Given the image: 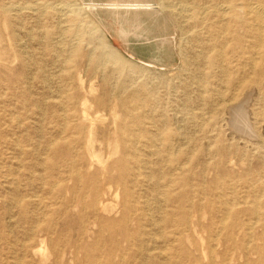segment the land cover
I'll use <instances>...</instances> for the list:
<instances>
[{
	"label": "rangeland",
	"instance_id": "obj_1",
	"mask_svg": "<svg viewBox=\"0 0 264 264\" xmlns=\"http://www.w3.org/2000/svg\"><path fill=\"white\" fill-rule=\"evenodd\" d=\"M121 1L0 0V264H264V24L248 0H146L162 11L139 31ZM64 4L106 31L118 65L97 62V39L71 52ZM241 105L249 137L232 125ZM72 174L97 176L110 230Z\"/></svg>",
	"mask_w": 264,
	"mask_h": 264
},
{
	"label": "bare ground",
	"instance_id": "obj_2",
	"mask_svg": "<svg viewBox=\"0 0 264 264\" xmlns=\"http://www.w3.org/2000/svg\"><path fill=\"white\" fill-rule=\"evenodd\" d=\"M89 1V0H88ZM101 1V0H100ZM116 1V0H115ZM121 1V0H119ZM134 2V0H132ZM112 2V0H111ZM110 2V3H111ZM144 2V3H143ZM146 2L148 1H144V0H136V2H134L132 4V6H127V7H130V11H127L126 12V17H131L132 20V23L135 24V26H139L138 28H135L137 30H139L140 28V25L142 24L141 22V15L143 14H151V13H157V11L161 12L162 8H160L159 10H154V9H151V7H149V4H147ZM69 3V2H68ZM82 3V1H81ZM92 3V2H91ZM109 3V1H108ZM120 4V2H118ZM122 3V1H121ZM125 3V2H124ZM123 3V4H124ZM149 3V2H148ZM80 4V3H78ZM90 4V3H89ZM95 4V3H93ZM106 4V3H105ZM104 4V6H105ZM122 4V6H123ZM127 4H130V3H127ZM98 5V4H97ZM95 5V6H97ZM109 4H107V7H100L98 8V10H101V11H105V13H107L108 15H114L116 16L117 18V15H120L121 14V11L120 10V7H118V5H114V6H110L108 7ZM59 6V5H58ZM86 6V5H85ZM117 6V7H116ZM163 6V5H162ZM15 7V6H14ZM80 7V6H79ZM89 7V6H88ZM87 7V9H88ZM93 7V6H92ZM116 7V8H115ZM174 7V6H173ZM55 8V7H53ZM57 10L56 11H59V12H62V15L63 13L66 15H70L72 17V23L74 26V31L72 33V40L74 41L73 42V46H75L74 48L71 49V52H74L75 51V54H78L79 53V46L80 44H82L84 41H87V42H90L92 41L93 39H97L98 41V47L100 48L101 52H102V57H100L97 62L99 64H107L109 62H112L113 64L115 65H118L120 61L119 57H118V54L115 50H113L109 43L106 41V34L105 32L102 30L101 26L96 23L94 20L93 21H89V19L87 20L85 17L86 16H83V14H81V9L77 7V5H71V4H64V6H59V7H56ZM82 8V6H81ZM84 8V7H83ZM93 8H96V7H93ZM107 8H110L111 10H108ZM115 8V9H114ZM119 8V9H118ZM9 9V8H8ZM14 9V8H13ZM42 9V7H41ZM50 9V8H49ZM85 9V8H84ZM113 9V10H112ZM122 9V8H121ZM170 9V8H169ZM177 9V11L181 14V15H186V14H191V11L192 9L189 8V6H180L179 8H175ZM4 10V9H3ZM10 10V9H9ZM47 10V9H45ZM53 10V9H52ZM124 10V9H123ZM128 10V9H127ZM164 10V9H163ZM209 10V9H207ZM213 10L214 12H216V14L218 16H222V17H225L227 14L231 13L233 10L235 11V7L234 6H220V5H215L213 7ZM7 11V12H6ZM12 11V10H11ZM10 12V11H9ZM83 12V11H82ZM8 13V10L5 9V14ZM92 13V12H91ZM96 13V12H95ZM204 13H206L204 11ZM61 14V13H60ZM162 14V13H161ZM201 14V12H198L197 13V17ZM249 18H251V20L255 23V25L258 27L259 31H261V28H262V24H264V5H261V4H258V3H254L252 0H248L247 2V8H246V13H245ZM60 15V16H62ZM64 15V16H65ZM66 15V16H67ZM203 15V14H202ZM205 15V14H204ZM49 16V15H48ZM106 16V15H105ZM129 17V18H130ZM110 18V17H109ZM115 18V19H116ZM91 19V18H90ZM107 19V18H106ZM105 20V19H104ZM117 21V20H116ZM126 22V21H125ZM130 23V22H129ZM122 25V23H121ZM133 25V24H132ZM144 25V24H143ZM253 25V24H252ZM127 26V24H126ZM67 27V26H66ZM65 27V28H66ZM62 28V27H61ZM14 29V28H13ZM122 29V27H121ZM143 29V27L141 28ZM66 30V29H65ZM120 30V29H119ZM118 30V31H119ZM136 30V31H137ZM144 30V29H143ZM142 30V31H143ZM255 30V29H254ZM140 31V30H139ZM257 31V30H256ZM193 32V31H192ZM2 33V32H1ZM63 33V32H62ZM139 33V32H137ZM119 34V33H118ZM127 34V31L122 29L121 30V35H126ZM131 34V33H130ZM120 36V34H119ZM139 37V36H138ZM259 38H260V34H259ZM64 39V37H63ZM261 40V39H259ZM60 40H58L57 42L59 43ZM165 41V40H164ZM62 42V41H61ZM165 43V42H163ZM72 44V43H70ZM62 45V44H61ZM59 46V45H58ZM71 46V45H70ZM72 46V47H73ZM61 49V48H60ZM63 49V48H62ZM61 49V50H62ZM95 49V48H94ZM57 50V49H56ZM256 52V51H255ZM73 54V53H72ZM222 54V53H221ZM79 55V54H78ZM257 55V53H256ZM90 56V55H89ZM254 56H255V53H254ZM69 58H72L71 56ZM89 59V58H88ZM91 60V59H90ZM222 65V64H221ZM113 66V65H112ZM59 67V66H58ZM131 73V72H130ZM87 99V98H86ZM87 103H89L88 101H86ZM85 102V103H86ZM229 104V103H228ZM83 105V104H82ZM88 105V104H87ZM90 107V106H89ZM240 107H243L242 105L239 106L238 108H236V113L234 115V112H233V115L235 116L233 119V127H234V130H236V132L244 135V136H251L252 134H254V130L251 128L250 124L248 123L247 121V116H246V113L244 111V108H240ZM85 109V107H84ZM83 109V110H84ZM90 109V108H89ZM246 110V109H245ZM85 112L82 113L83 115H81V121H82V124L80 125V130L83 132L85 129L83 127L84 126H88L89 127V134L91 135L92 134V129L94 127V123H95V120L90 118L89 117V114L87 112V110L85 109L84 110ZM90 112V111H89ZM247 112V111H246ZM232 115V116H233ZM91 116V114H90ZM92 117V116H91ZM115 126L117 128H121V130H123V126H120L119 123ZM79 134H81L79 132ZM83 135V133H82ZM89 140H90V136L88 137ZM253 138V137H252ZM58 145V144H57ZM160 146V145H159ZM56 148V147H55ZM209 149V148H208ZM124 160H120L119 162H123ZM117 162V163H119ZM116 163V164H117ZM117 165H115L114 167H116ZM152 175V174H151ZM75 182H79L81 185H91V191H92V194H93V200L91 202V210L93 212V214L95 215V220H96V223L101 227V233L102 231H106L107 229L110 230V228L114 227L115 224L110 221L109 219H106V218H103L102 215H104L105 213H111V212H114V209H110L111 206L107 205L106 204V201L105 199L103 200L102 199V195H101V188L99 187V185L97 184V176H93L91 177L89 174L85 175V177H77L79 176V174H72ZM112 183V182H111ZM117 183L121 184L122 183V180H118ZM65 189V188H64ZM67 192V191H66ZM71 208V207H70ZM259 209V208H257ZM259 211V210H257ZM160 213V212H159ZM162 213V212H161ZM152 218V217H150ZM188 218V217H187ZM222 225V223H221ZM249 225V224H248ZM106 228V229H105ZM101 234H99L100 236ZM44 238V237H43ZM155 239V238H154ZM46 241V240H45ZM41 248V247H40ZM44 249V248H43ZM41 252V251H40ZM91 254H93V251L90 252ZM91 254H88L87 257H88V261H87V264H97L96 261L93 259L94 256H92V258H90L89 256ZM42 259L43 261H47L48 259V256L44 254H42ZM255 258V257H254ZM77 263H81L79 262V260L77 259Z\"/></svg>",
	"mask_w": 264,
	"mask_h": 264
}]
</instances>
